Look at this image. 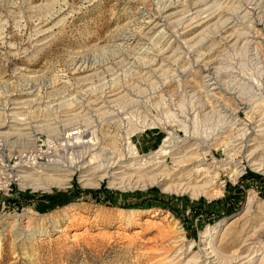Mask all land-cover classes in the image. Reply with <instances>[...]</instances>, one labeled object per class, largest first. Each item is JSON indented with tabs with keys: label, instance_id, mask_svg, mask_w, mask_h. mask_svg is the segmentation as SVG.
<instances>
[{
	"label": "rangeland",
	"instance_id": "rangeland-1",
	"mask_svg": "<svg viewBox=\"0 0 264 264\" xmlns=\"http://www.w3.org/2000/svg\"><path fill=\"white\" fill-rule=\"evenodd\" d=\"M142 15L156 17L160 29L143 36ZM41 23L50 31L39 41L32 37ZM8 93L22 103L10 104ZM5 105L14 107L7 113ZM263 114L264 0H0V138L6 141L0 142V190L15 177V161L27 159L20 149L33 147L24 141L43 124L57 132L83 123L93 131L82 128L65 147L102 143L122 161L102 176L93 150L76 173L40 167L61 154L20 171L13 183L19 191L0 196V264H193L194 257L218 264L206 245L209 239L218 245L224 232L225 253L247 250L253 239L264 250V239L256 238L264 224V171L252 165L245 145L264 142L238 130L251 131ZM151 125L157 131L151 145L159 140L158 147L168 131L174 151L158 154L160 145L141 156L147 164L137 172L129 154L136 145L126 141ZM196 153L217 164L210 193L165 190L144 175ZM234 160L247 166L240 178ZM126 163L125 172H113ZM40 170L64 173L66 181L35 188L20 177ZM116 174L132 183L111 184ZM59 190L75 198L62 202ZM43 193L55 196L41 210Z\"/></svg>",
	"mask_w": 264,
	"mask_h": 264
},
{
	"label": "bare ground",
	"instance_id": "bare-ground-1",
	"mask_svg": "<svg viewBox=\"0 0 264 264\" xmlns=\"http://www.w3.org/2000/svg\"><path fill=\"white\" fill-rule=\"evenodd\" d=\"M202 12H204V11H202ZM254 12H256V11H254ZM262 15H263V13H262ZM141 18H143V20L141 19L142 20L141 21V27H142L141 34H143V36H148V35H151L153 33H156V31H158L160 29V23L156 19V17L155 18H150V17H144V15H142ZM45 26H46V23L44 25H43V23H41V25L39 26V28L37 29L35 35L32 38H35L36 40L40 41V39H42L41 36L47 35V33L50 31V29L49 28H45ZM253 37H255V36L253 35ZM134 39H136V38H134ZM229 41H234V39L230 36L229 37ZM236 41H239V40H236ZM248 41L251 42L252 39H251V41L250 40H248ZM240 42H241V40H240ZM255 45L256 46L254 47V51L256 52V54H260L261 51H259L260 50L259 46L257 45V43ZM76 70H77L76 72L79 73L80 71H85L86 69L83 68L82 70H80V68L77 67ZM210 78L211 77H209L207 80H209ZM208 83H210V82H208ZM29 93H31V91ZM16 94L17 93H8L7 94L8 95V99H10V101H9L10 104L11 103H16L17 104V103H20L22 101V100L20 101L18 99V97L15 96ZM12 107H14V106H10V105L9 106H7V105L3 106V108H5L6 111L8 110V108H12ZM261 111H263V110L261 109ZM7 113H8V111H7ZM13 113L14 112H12V113L10 112L11 115ZM1 114H2V112H1ZM260 114H262V113H260ZM256 121L257 122L256 123L254 122L255 125L253 126V129L251 131L247 130L246 126L243 123V121H241L240 123L243 124L245 127L243 126L244 128L241 127L240 129L237 128L238 130H243V133L239 134V135H242V136H243V134L248 135V136L250 135L254 141L264 142V114H263V116L259 117ZM10 126H11V124H10ZM1 133H3V131H0V136L2 135ZM7 135H8V133H7ZM64 139H65V141L67 143H69L68 140H66L65 136H64ZM173 139H174V136H172L171 133L168 132V135H166V137L164 138V141L162 142V144L159 147L158 151H155V152H159L160 151V152H162L163 155L171 154L172 151H174V146H175V143L173 144L171 142ZM83 141L85 143H83V142H81V143H70V145H72V146H76V147L77 146H82L80 148V150L77 151V154H70V155L69 154L68 155L65 154V155L62 156V159L59 158V157L58 158L52 157L51 160L49 161V163L42 164L40 167L43 168V169H46V168H59V169H61L62 168V169H65L67 171H70V172H75L76 169L82 168L83 166H86L85 164H83L82 160L84 159V156H85L86 153H90L93 150H97V151H93L92 152L93 155H96V154L99 155L100 154V156H99L100 157V161H99L98 164H96V166L97 167L99 166V168L105 169V172L102 174V176H105L108 173V168L111 165L113 166L117 162H119V163L122 162V161L120 162V158L121 157H120V155L117 154V151L114 152L113 150H111V149L107 148L106 146H104L102 143H88L89 140H83ZM75 142H78V140H76ZM229 142L227 141V143H229ZM245 145H246V148H248V150H250L248 157H249V160L252 161V165H254V167H256L257 169H261L262 171H264V143H246ZM259 148H261V151L259 150ZM257 150L260 151V153L256 152ZM256 153H257V155H256ZM103 154H104V156L102 157L101 155H103ZM130 154H131V152H130ZM132 154L137 156L138 155L137 150H136V152H133ZM176 157H177V159L176 158H175V160L173 159L175 161V164H176V166L174 168H172V166L170 167L168 165L165 166V168L163 170H161V171L160 170L159 171H155V168H153V169H150L149 171L144 172L145 173L144 175H146L147 177H150L149 179L151 181H155L156 182V181L160 180L162 182V184L164 185L165 190L166 189L177 190V191L178 190H181V191L190 190L192 193H194L196 195L199 194V193H202V192L210 193L209 192V190H210L209 187L216 181L214 178L218 174V171H217V168H216L217 164L211 163L210 161L207 162L204 159L199 158L200 156L198 155V153L189 154V155H185L184 154V155H182L180 157H178V156H176ZM81 158H82V160H81ZM188 159H189V162L188 163L185 162ZM131 160H133V159H131ZM135 160H137V161H134L133 163L134 164L138 163L137 165H135V168H136V166H138V168L142 167V163L143 162H141L138 159H135ZM133 163H131L130 165H132ZM159 163H160V161H159ZM148 164H150V163H148ZM157 164H158V162H157ZM143 165H144V163H143ZM145 165H144V167H145ZM160 165H161V163H160ZM120 167H122V168L124 167V168L123 169L121 168V170H116V171H113V172H115V173L116 172L117 173L118 172L123 173V172H125V169L128 168L127 167V163L126 164H120ZM156 167H157V165H156ZM94 169H96V168H94ZM141 170H142V168H141ZM128 171L126 173H128ZM181 171H184V173H182ZM241 171H242V165L240 164L239 161H236L233 164L232 172H233V174L238 175L239 173H241ZM137 172H139V170ZM177 173H180V174L177 176L178 178L176 179L174 177V175L177 174ZM63 174L64 173H60V174H57V175H55V174L51 175V174H48L47 172L43 173L40 170L38 172H33V173L32 172H29V173L26 172L25 175H20V177H21L22 180L27 181L25 183L26 185L28 183H31L33 186H35V188H39L41 186V184H46L45 188H48V186L50 184H52L53 182L56 183V184H58V183L61 184L64 181H66L65 178H64L65 175H63ZM68 175H70V174H68ZM126 175H130V174H126ZM183 175L186 177V180H184V181H182ZM128 177L123 175V174L122 175L121 174L120 175L116 174V175L112 176V179H111L110 183L113 184V183L123 182V184L120 183V185H125L124 184V180H125V178H128ZM125 181H127V180H125ZM127 182H129V181H127ZM130 183H132V182L130 181L129 184ZM215 183H217V182H215ZM222 224L223 223H219L217 225V227L221 226ZM260 226L261 227H259V232H258L259 234H258V236L256 238L261 239L259 241H262L264 239V224L260 225ZM224 233L222 234V236L220 238V243L218 245L212 239H209L207 241V245H206L207 253L209 254V256H212V255L215 256L214 260L217 261L218 264H264V250L261 249V247H260V249L258 247L254 248L255 247V243H256L255 239L250 241V242H255V243L253 245L251 243H249V245H248L249 247H248L247 250H242V248H239L236 251L234 250V252H232V253L231 252H229V254L225 253L223 251V248L221 247L222 246L221 244H223V241L225 240L224 239L225 238V234ZM259 241H257V242H259ZM259 244H261V242ZM262 245H264V244H262ZM193 259L192 260L190 259L191 260L190 262H192L193 264H198V261L195 260V257ZM190 262H188V263H190Z\"/></svg>",
	"mask_w": 264,
	"mask_h": 264
},
{
	"label": "built area",
	"instance_id": "built-area-1",
	"mask_svg": "<svg viewBox=\"0 0 264 264\" xmlns=\"http://www.w3.org/2000/svg\"><path fill=\"white\" fill-rule=\"evenodd\" d=\"M43 129H39L38 131L36 130V132L32 131V136H28L26 138V140L24 142H26L28 139L33 141L30 142V144L33 146L32 148H28L27 146L23 147L22 149H20V151H23L22 153L27 157V159L23 161V159H18L15 161V163L11 166V170L13 172V174H15V177L11 178V180L9 182H7V184L4 186L3 190H0V196H4V195H8V194H12L15 192H18L19 190H16L15 192H13L14 190V186L13 183L14 181H16V179H18V173H20V171L25 172L27 170H29L28 168H32L37 165H39V163L41 162H47L50 157L53 156V154L56 155H65V153H70L71 151L77 149L75 148L76 146H68L65 147V145L62 142H65V139L63 138L64 135L66 138H71L73 135L75 134H80L81 133V129L82 128H87L89 129V127L83 123H73V124H69V125H65L63 127H61L57 132H52L51 130L47 129V127L43 124ZM44 128L46 130H44ZM156 128V125H151L148 127H144L143 129L140 130H135L133 131L130 135L129 138L127 139L126 142L128 143H135L136 145V150L138 155L135 156L133 154H130L134 156L136 159L140 160L141 156H146V155H150L152 153V151L157 150L158 147L161 145V143L164 141L165 136L162 137L161 143L159 144L158 147H156L155 149L149 150V151H141V149L139 148V140L137 135L141 132L146 133L149 130H154ZM66 131V132H65ZM89 131H93L91 129H89ZM179 135V142H181V135L178 133ZM6 142L4 139L2 140L0 138V142ZM71 147L73 149H71ZM161 153L160 151L158 152V154ZM18 156V155H17ZM16 155L14 157H17ZM27 161V162H26ZM236 161V160H234ZM232 161V164L233 162ZM240 162V164L242 165V171L241 173H239L238 175H235L237 178L242 177L245 173H247L248 169L246 164L242 163L240 160H237ZM79 169V168H78ZM33 170V169H32ZM54 172H58L60 171V169L56 168L53 170ZM77 171V169H76ZM76 171L74 173H76ZM72 173V174H74ZM13 174H11V176H13ZM71 174V175H72Z\"/></svg>",
	"mask_w": 264,
	"mask_h": 264
},
{
	"label": "trees",
	"instance_id": "trees-1",
	"mask_svg": "<svg viewBox=\"0 0 264 264\" xmlns=\"http://www.w3.org/2000/svg\"><path fill=\"white\" fill-rule=\"evenodd\" d=\"M74 183H75V185L77 186L78 189H81V188H79V186H78V184H77V181H75ZM228 183H230V182H228ZM103 188H105V183L102 184V186H101L100 189H103ZM77 191L79 192L80 190H77ZM88 191L92 192L96 197H98V191H97V189H93V188H91V189H89ZM20 193L23 194V192H20ZM58 194H61V195L64 194V197H63L62 202H67V201H70L71 199L75 198V195H73V194L68 195L66 191H62V190H59V191H58ZM65 194H67V195H65ZM54 196H55V195H54ZM54 196H53L51 193H43V194H41V197H40V201H41V202H40L39 205H37V207H38L39 209H41V210L45 209V208H44L45 205H43V203H44V199H46V198H52V197H54ZM11 198H14V197L6 196L5 199H11ZM15 200H18V198H15Z\"/></svg>",
	"mask_w": 264,
	"mask_h": 264
},
{
	"label": "crops",
	"instance_id": "crops-1",
	"mask_svg": "<svg viewBox=\"0 0 264 264\" xmlns=\"http://www.w3.org/2000/svg\"><path fill=\"white\" fill-rule=\"evenodd\" d=\"M157 136V131L155 130H149L146 133L141 132L137 135L138 140H139V148L141 149V151H149L152 150L154 148H156L155 146L158 145L159 140H156L157 143L156 145H151L154 142V138ZM146 146H150L149 149H145Z\"/></svg>",
	"mask_w": 264,
	"mask_h": 264
}]
</instances>
